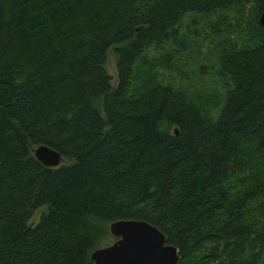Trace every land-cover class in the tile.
Returning <instances> with one entry per match:
<instances>
[{"label":"trees","instance_id":"trees-1","mask_svg":"<svg viewBox=\"0 0 264 264\" xmlns=\"http://www.w3.org/2000/svg\"><path fill=\"white\" fill-rule=\"evenodd\" d=\"M249 3L257 10L238 49L230 35L246 25ZM263 8L0 0V264H93L91 252L116 240L109 226L118 220L158 228L178 264H264ZM203 31L223 38L213 114L201 110V94L159 73L167 66L186 81ZM39 146L63 163L44 167L31 151Z\"/></svg>","mask_w":264,"mask_h":264},{"label":"water","instance_id":"water-1","mask_svg":"<svg viewBox=\"0 0 264 264\" xmlns=\"http://www.w3.org/2000/svg\"><path fill=\"white\" fill-rule=\"evenodd\" d=\"M264 28V8L259 16ZM176 133V131H175ZM35 159L44 167L57 168L63 163L61 155L45 146L31 149ZM112 244L90 254L93 264H178V250L166 244L165 235L144 221L118 220L110 224Z\"/></svg>","mask_w":264,"mask_h":264},{"label":"rangeland","instance_id":"rangeland-1","mask_svg":"<svg viewBox=\"0 0 264 264\" xmlns=\"http://www.w3.org/2000/svg\"><path fill=\"white\" fill-rule=\"evenodd\" d=\"M245 11H242V15H243V19H242V24L246 23V25H242L241 29L239 31V35L238 38L236 37V34H234L235 31H233L230 35V40L233 42L235 40L236 41V48L238 49H242L243 46L245 44H248L247 38L249 37V29L251 27V19L252 17L256 14V10L257 8L255 6H253L252 3H249L246 5L245 7ZM235 15L233 17H231V19H234ZM236 20V19H235ZM208 23H212V21H207ZM241 22V21H240ZM208 32H210L209 30H207ZM242 31V32H241ZM211 33V32H210ZM201 37H200V43H199V47H194L192 50V53L196 56H198L199 54V58L197 57L196 61L190 60L188 62V67L184 68V72H186L187 76L186 77V81H182L180 84H178V79H177V74L176 72H171L169 74L168 67L166 66H160L159 65V73L160 76H164L165 80H167L169 83H171L172 85H177L180 86V88L182 89H186L189 93L194 94L195 93H199L201 94L202 97L198 98L197 102L199 104V106L202 108L201 110H206L208 112H211L210 114H213V110L217 107L218 104V100L217 98H214V95L217 94L219 95V90L221 89L220 86L217 85L216 82H218V80H214V76H213V72L214 70L211 69V67L213 66L214 63V59H215V53L216 51H214V47L216 46L215 44H217L216 38H220L221 40L223 39L222 36H214V39L212 37H207V34L204 33V31L202 33H200ZM231 44V43H230ZM240 45V46H239ZM164 51V50H163ZM167 51V50H165ZM149 56L150 57H156L158 56L161 52L160 51H156V50H151L149 52ZM198 53V54H197ZM219 55V54H217ZM181 58L177 59L174 58V63L175 64H179V63H183L186 62L187 60H183ZM106 70L108 72V74L111 76L112 78V85H114L115 80H116V68H115V57L113 55V53L111 52V50L108 52L107 55V63H106ZM205 67L206 70L203 71L204 73L200 74L199 73V68ZM201 68H200V72H201ZM159 79L161 80V77H159ZM216 81V82H215ZM186 84L189 86L187 87ZM221 98H223V95H221ZM221 105V100L219 102V105ZM47 212V207H41L40 209H38L34 215L32 216V218L29 221V225L30 226H34L38 223L39 218L42 214ZM41 213V214H40ZM40 214V216H39ZM113 239L109 242V245L112 244Z\"/></svg>","mask_w":264,"mask_h":264}]
</instances>
